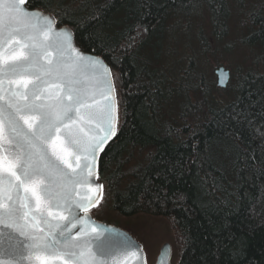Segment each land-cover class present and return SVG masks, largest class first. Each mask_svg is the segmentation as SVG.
Here are the masks:
<instances>
[{
  "label": "trees",
  "instance_id": "obj_1",
  "mask_svg": "<svg viewBox=\"0 0 264 264\" xmlns=\"http://www.w3.org/2000/svg\"><path fill=\"white\" fill-rule=\"evenodd\" d=\"M30 7L57 14L112 69L120 131L101 160L111 209L170 221L176 264H264V0ZM222 53L234 87L225 101L213 70Z\"/></svg>",
  "mask_w": 264,
  "mask_h": 264
},
{
  "label": "snow or ice",
  "instance_id": "obj_2",
  "mask_svg": "<svg viewBox=\"0 0 264 264\" xmlns=\"http://www.w3.org/2000/svg\"><path fill=\"white\" fill-rule=\"evenodd\" d=\"M30 4L0 0V264H131L139 249L90 215L120 131L113 73Z\"/></svg>",
  "mask_w": 264,
  "mask_h": 264
},
{
  "label": "rangeland",
  "instance_id": "obj_3",
  "mask_svg": "<svg viewBox=\"0 0 264 264\" xmlns=\"http://www.w3.org/2000/svg\"><path fill=\"white\" fill-rule=\"evenodd\" d=\"M215 32L216 34L221 33L218 29H216ZM231 63L232 58L229 54H219L216 57V63H214L213 70H216L221 66L229 71L230 69H232ZM228 87L231 89H228ZM218 96L221 97V99L219 100L222 101L227 100L228 97L229 100H232V98L234 97L233 85L227 86L223 89H219ZM92 215L98 221L116 225L128 231L135 238H137L144 248L146 255V264H154L160 248L162 247V245L167 243L171 246L170 262L171 264H176L180 243L170 221L162 217H153L144 214L130 217L120 216L111 209V202L107 197L103 200L100 207L92 212Z\"/></svg>",
  "mask_w": 264,
  "mask_h": 264
},
{
  "label": "water",
  "instance_id": "obj_4",
  "mask_svg": "<svg viewBox=\"0 0 264 264\" xmlns=\"http://www.w3.org/2000/svg\"><path fill=\"white\" fill-rule=\"evenodd\" d=\"M33 9H39V10L45 12V13H50V12L44 11L43 9H40V8H33ZM64 25H66V24H64ZM64 25H59L57 23V28L63 27ZM67 26H68L69 29L72 30V28L69 25H67ZM72 32H73V30H72ZM74 44L85 55H95V56H99L97 54L89 53V52H84L83 50H81L80 47L76 43L75 36H74ZM99 57L108 65V63L101 56H99ZM108 67L111 69V67L109 65H108ZM111 71H112V69H111ZM214 73H215V76H216V87L219 88V89L225 88L227 86L229 80H230V73H229V71L226 70L224 67H221L220 66V67H218L214 71ZM113 77H114V75H113ZM110 143H112V142H110ZM95 209H97V208L92 209V211L95 210ZM90 215L92 216L91 213H90ZM92 219L96 223L102 225L103 227L112 229L116 233H123L126 236L128 242L132 245L133 250L139 249L138 254H137V257L131 261V264H146L145 251L143 249L142 244L138 241L137 238H135L128 231H126V230H124V229H122V228H120V227H118L116 225L107 224L105 222L98 221L93 216H92ZM170 258H171V247L167 243V244H164L160 248L159 254H158V256H157L156 261H155L154 264H171Z\"/></svg>",
  "mask_w": 264,
  "mask_h": 264
}]
</instances>
